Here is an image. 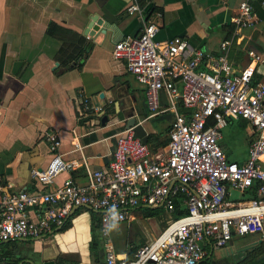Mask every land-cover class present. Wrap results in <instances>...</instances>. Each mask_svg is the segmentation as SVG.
Returning a JSON list of instances; mask_svg holds the SVG:
<instances>
[{
	"label": "built area",
	"instance_id": "built-area-1",
	"mask_svg": "<svg viewBox=\"0 0 264 264\" xmlns=\"http://www.w3.org/2000/svg\"><path fill=\"white\" fill-rule=\"evenodd\" d=\"M253 1L238 3L231 20L234 34L219 44L220 54L207 56L183 37L154 41L157 26L132 0L124 11L135 14L141 28L116 42L111 56L143 87L148 118L172 113L164 156L150 157L132 127L114 135L107 166L87 172L83 185L67 177L45 193L32 194L13 191L0 179V245L50 236L82 207L98 215L102 236L110 225L133 221L142 208L166 215L158 234L130 257H117L104 241L99 264H201L233 237L260 235L264 243V82L252 83L254 67L264 66V59L248 50L249 63L237 71L227 60L228 50L240 45L238 31L255 22ZM173 80L181 82L179 97ZM178 100L190 111L188 116L177 113ZM80 103L79 118L94 117L99 123L103 110L85 98ZM237 120L250 127L247 159L241 164L227 161L219 146L221 130ZM45 141L51 158L33 178L49 186L72 165L57 154L55 131H48Z\"/></svg>",
	"mask_w": 264,
	"mask_h": 264
},
{
	"label": "crops",
	"instance_id": "crops-1",
	"mask_svg": "<svg viewBox=\"0 0 264 264\" xmlns=\"http://www.w3.org/2000/svg\"><path fill=\"white\" fill-rule=\"evenodd\" d=\"M131 1L0 0V179L13 191L45 193L67 177L83 185L87 172L107 166L114 135L125 129L129 117L136 120L135 138L142 142L144 137L151 136L155 140L146 144L150 157L164 156L172 113L148 118L143 87L126 72L123 62L111 56L116 42L137 35L141 28L139 18L124 11ZM136 1L147 20L157 26L154 41L183 37L204 55L215 56L220 54L219 44L234 34L231 20L242 0ZM263 1L251 3L255 22L238 31L240 45L228 50L227 60L235 71L249 63L248 50L264 59ZM49 23L91 43L80 71L58 72L56 55L61 42L46 35ZM89 23L92 26L88 29ZM254 78L264 82V66L254 67ZM172 84L179 97L181 82L173 80ZM82 98L103 110L102 115L108 118L103 126L94 117L86 118L87 121L79 119ZM159 103L161 108L165 106L162 93ZM176 111L184 116L190 113L179 100ZM48 131L57 133V154L72 168L57 175L51 185L43 186L33 176L45 170L51 158L45 141ZM220 141L227 161H246L247 150L243 161H232ZM248 145L249 138L247 148ZM138 213L135 211L131 222L110 225L107 235L102 236L96 213L84 207L74 209L65 224L50 236L0 245V264H99L104 241L112 246L117 257H130L158 231L152 226L145 231L149 235L127 232L131 223L141 218ZM246 237L247 242H241ZM259 243L260 235L233 237L226 247L213 251L201 264H237L247 250ZM252 264H264V256Z\"/></svg>",
	"mask_w": 264,
	"mask_h": 264
},
{
	"label": "trees",
	"instance_id": "trees-1",
	"mask_svg": "<svg viewBox=\"0 0 264 264\" xmlns=\"http://www.w3.org/2000/svg\"><path fill=\"white\" fill-rule=\"evenodd\" d=\"M46 35L57 39L61 42V47L56 55V61L58 62L59 73L62 74L67 71L77 70L80 71L84 61L86 60L92 45L87 42L81 36L73 33L70 30L61 28L53 23H49L46 28ZM258 82V79L254 78L252 83L255 84ZM91 118V117H87ZM80 119V118H79ZM82 120V119H81ZM89 120V119H88ZM84 121H87L85 118ZM81 122V121H80ZM82 123V122H81ZM155 140L151 136L144 137L142 139V143L144 144H152ZM254 187H251L249 190V194L253 195ZM177 204V200L174 201ZM140 210H144L145 217L154 216L153 209L142 208ZM139 210V211H140ZM180 213H176L174 217L178 216ZM94 246H96L94 242ZM264 256V243L260 242L256 246L250 248L245 252L243 259L237 264H252L256 261V259Z\"/></svg>",
	"mask_w": 264,
	"mask_h": 264
},
{
	"label": "rangeland",
	"instance_id": "rangeland-1",
	"mask_svg": "<svg viewBox=\"0 0 264 264\" xmlns=\"http://www.w3.org/2000/svg\"><path fill=\"white\" fill-rule=\"evenodd\" d=\"M249 131V125L243 120L232 121L221 130L220 142L223 143V145L227 149V156L230 160L241 162L246 158V146L248 140L247 136L249 134ZM232 196L237 198L238 194L233 192ZM155 211L156 212H154V216L148 218L144 216L145 211L140 210L138 214L141 215V218H138L136 219V221L131 223L132 228H130V230H127V232L135 233V231H139L140 233L145 235L148 234L145 233V231L154 226L155 230H158L157 233L154 235L155 237L160 231V229L164 226V221L166 220V215L162 213V210ZM122 230H125L124 226L122 227ZM248 238L246 237L244 239H241V242H247ZM106 239L108 240V242H110L109 236L106 237Z\"/></svg>",
	"mask_w": 264,
	"mask_h": 264
},
{
	"label": "water",
	"instance_id": "water-1",
	"mask_svg": "<svg viewBox=\"0 0 264 264\" xmlns=\"http://www.w3.org/2000/svg\"><path fill=\"white\" fill-rule=\"evenodd\" d=\"M93 21H94V20H93ZM91 22H92V21H91ZM92 23H93V22H92ZM92 23H91V24L89 23V25H88V29L91 28ZM85 34H87V31H85ZM85 34H84V35H85ZM89 35H90V33H89ZM107 121H108L107 116L102 115V116L100 117V125H101V126H103ZM135 122H136L135 118H133V117H129V118L126 119V121H125L124 128L127 130V129H129V128L134 127Z\"/></svg>",
	"mask_w": 264,
	"mask_h": 264
},
{
	"label": "clouds",
	"instance_id": "clouds-1",
	"mask_svg": "<svg viewBox=\"0 0 264 264\" xmlns=\"http://www.w3.org/2000/svg\"><path fill=\"white\" fill-rule=\"evenodd\" d=\"M112 211H113V219L115 220L116 219L115 210L113 209ZM111 227H116V225L113 224V225H111Z\"/></svg>",
	"mask_w": 264,
	"mask_h": 264
}]
</instances>
